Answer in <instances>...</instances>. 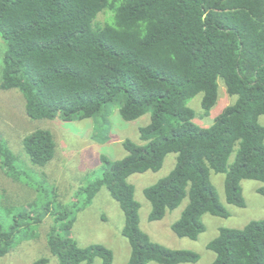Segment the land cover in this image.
Listing matches in <instances>:
<instances>
[{
  "label": "trees",
  "instance_id": "obj_1",
  "mask_svg": "<svg viewBox=\"0 0 264 264\" xmlns=\"http://www.w3.org/2000/svg\"><path fill=\"white\" fill-rule=\"evenodd\" d=\"M100 14L107 16L103 25L97 21ZM141 21L147 25L143 34ZM0 35L8 46L0 87L23 93L31 119L99 123L104 108L117 102L126 122L151 112L150 124L140 128L145 144L126 140L128 155L121 160L103 155L102 176L81 191L91 202L106 187L120 204L123 235L131 247L128 264L201 260L195 251L154 242L141 229L132 175L159 172L167 156L177 154L170 175L144 193L152 204V222L188 199L172 229L194 241L207 231L205 215L231 216L212 182L213 172L226 175L227 201L238 208L247 206L244 180L264 183V0H0ZM220 79L236 102L211 126L195 124L189 102L204 94L202 107L209 114L219 99ZM23 145L36 166L55 158L50 130L27 135ZM0 159L17 181L31 172L1 134ZM44 183L37 182L40 193ZM258 193L264 196V186ZM52 204L42 207L34 200L15 210L9 225L0 218V258L18 243L38 238L45 216L52 215L48 245L59 264L114 263L105 245L80 246L71 234L69 210ZM208 249L216 254L212 264H264V220L244 229H221ZM50 262L42 257L34 264Z\"/></svg>",
  "mask_w": 264,
  "mask_h": 264
},
{
  "label": "rangeland",
  "instance_id": "obj_2",
  "mask_svg": "<svg viewBox=\"0 0 264 264\" xmlns=\"http://www.w3.org/2000/svg\"><path fill=\"white\" fill-rule=\"evenodd\" d=\"M106 19V14H100L97 21L103 25ZM7 48L6 41L0 35V86ZM219 85L218 102L209 114H206L202 107L204 94H199L189 102V107L196 112L195 124L211 126L228 106L236 102L237 97L228 93L223 80H219ZM121 105L122 103L117 102L105 107L99 116V123L95 120L66 122L61 118L33 120L26 112V99L23 93L20 90L3 91L0 87V134L8 141L13 153L23 163L25 162L27 170L31 171L26 172L20 177V181H17L3 169L0 159L1 220L6 225L12 224L15 210L25 208L34 200H38L42 207L51 202L54 209L60 204L69 210L70 219L74 220L71 234L80 246L105 245L114 253L113 264H128L131 247L123 235L125 214L120 204L112 198L106 187H103L91 202L87 200L88 193H81L102 176L103 155L113 161L121 160L128 155L124 147L126 140H132L140 145L145 144L140 139V128L150 124L151 112L135 122H126L119 113ZM260 123L264 126V116L260 118ZM40 129L50 130L57 143L55 158L45 167L34 165L23 145L27 135ZM235 156L236 154L232 155L230 163L234 162ZM176 163L177 154L172 153L167 156L159 172L135 174L129 178V182L136 190V200L141 205V229L156 243L175 250L199 253L201 260L196 264H212L216 254L210 251L208 246L219 236L221 229H244L253 221L264 220V196L258 193L264 183L244 180L242 188L247 206L238 208L227 201L226 175L213 172L212 182L222 204L231 216L220 218L205 215L207 231L198 240L180 238L172 227L180 219L189 200H184L178 209L168 212L162 221L152 222L150 221L152 204L144 193L147 187L169 176ZM43 174L46 175L45 178ZM44 180L45 191L40 193L37 182L41 183ZM54 225V217L45 216L38 229L39 237L18 243L7 256L0 258V264H34L42 257L51 258L49 264H59L57 258L52 257L48 245V235ZM94 264L103 263L101 259H97Z\"/></svg>",
  "mask_w": 264,
  "mask_h": 264
},
{
  "label": "clouds",
  "instance_id": "obj_3",
  "mask_svg": "<svg viewBox=\"0 0 264 264\" xmlns=\"http://www.w3.org/2000/svg\"><path fill=\"white\" fill-rule=\"evenodd\" d=\"M146 26L147 25H146L145 22H143V21L140 22L139 27H140V30H141V34H143L144 30L146 29Z\"/></svg>",
  "mask_w": 264,
  "mask_h": 264
}]
</instances>
